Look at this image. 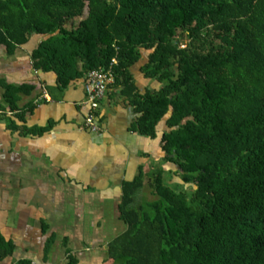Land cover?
<instances>
[{"label": "trees", "instance_id": "trees-1", "mask_svg": "<svg viewBox=\"0 0 264 264\" xmlns=\"http://www.w3.org/2000/svg\"><path fill=\"white\" fill-rule=\"evenodd\" d=\"M31 42L61 88L112 65L134 128L176 169L122 183L116 263L264 264V0H0V45ZM25 86L5 99L18 107ZM13 250L0 232V264Z\"/></svg>", "mask_w": 264, "mask_h": 264}, {"label": "crops", "instance_id": "crops-1", "mask_svg": "<svg viewBox=\"0 0 264 264\" xmlns=\"http://www.w3.org/2000/svg\"><path fill=\"white\" fill-rule=\"evenodd\" d=\"M32 46L0 45V232L14 243L1 264H65L71 254L77 264H118L107 251L125 229L122 183L142 166L159 167L160 136L134 128L137 113L114 84L101 103V128L90 130L83 82L59 87L54 72L33 67ZM133 72L143 92L148 80L140 67ZM5 85H26L18 107L5 99Z\"/></svg>", "mask_w": 264, "mask_h": 264}, {"label": "built area", "instance_id": "built-area-1", "mask_svg": "<svg viewBox=\"0 0 264 264\" xmlns=\"http://www.w3.org/2000/svg\"><path fill=\"white\" fill-rule=\"evenodd\" d=\"M84 84L86 99L84 104L88 107L85 117V125L92 131L101 128L99 112L102 100L110 85L114 83L112 65L109 68L100 67L88 72Z\"/></svg>", "mask_w": 264, "mask_h": 264}, {"label": "rangeland", "instance_id": "rangeland-1", "mask_svg": "<svg viewBox=\"0 0 264 264\" xmlns=\"http://www.w3.org/2000/svg\"><path fill=\"white\" fill-rule=\"evenodd\" d=\"M159 163H161L160 166H162V167L164 166V162L163 161H161ZM169 166L172 168V170H174V171L176 170L175 167H173L171 164H168V167ZM163 170L165 171L164 174L166 176V179H169V176H172L171 175L172 174L171 173V169H166L165 167H163ZM150 180H152V178H148V180L145 182V187H144V190H143V193H142V195L144 196V198L147 199V200H152V199L156 198V196L151 191V187L149 186L150 185L149 184ZM176 180H178L177 182H179V183L182 182L180 178H176ZM173 182L174 181L172 180L171 183L173 184ZM185 187L188 189L189 188V185L188 186L185 185ZM107 207L109 208L110 205H107ZM122 225L124 226L123 223H122Z\"/></svg>", "mask_w": 264, "mask_h": 264}]
</instances>
